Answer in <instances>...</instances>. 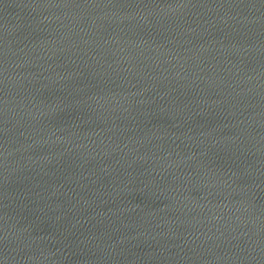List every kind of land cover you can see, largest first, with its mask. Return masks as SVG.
Returning a JSON list of instances; mask_svg holds the SVG:
<instances>
[{
  "label": "water",
  "instance_id": "obj_1",
  "mask_svg": "<svg viewBox=\"0 0 264 264\" xmlns=\"http://www.w3.org/2000/svg\"><path fill=\"white\" fill-rule=\"evenodd\" d=\"M0 264H264V0H0Z\"/></svg>",
  "mask_w": 264,
  "mask_h": 264
}]
</instances>
